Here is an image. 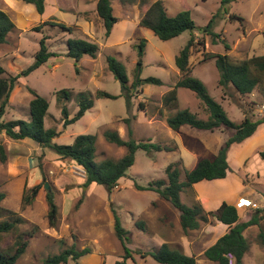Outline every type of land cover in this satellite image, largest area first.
I'll return each mask as SVG.
<instances>
[{"label":"rangeland","instance_id":"374dc122","mask_svg":"<svg viewBox=\"0 0 264 264\" xmlns=\"http://www.w3.org/2000/svg\"><path fill=\"white\" fill-rule=\"evenodd\" d=\"M46 1V13L39 14L33 4L23 0H0V8L8 11L16 25V29L8 35V42L0 45V65L6 68L5 75L17 74L34 62L40 39L44 35L49 37L47 43L50 51L56 53L39 68L19 78L2 119L30 120L33 95L29 88H32L50 103L45 126L55 127L61 132L54 139L56 143L70 144L78 134H96V159H119L125 154L126 148L107 141L104 132L116 129L121 137L128 139L131 136L130 126L132 138L137 141L150 139L173 149L149 154L139 148L135 163L119 180L118 186L109 191L102 184L86 186L83 181L85 176L75 168L76 163L61 158L50 147L40 146L31 138L11 139L0 130V145L4 146L7 155L5 162L0 160V186L6 192L1 206L21 214L28 221V224L20 227V231H28L32 225L38 227L26 252L16 264H42L49 255L71 247L91 249L90 253L78 258L79 264H115L123 254L114 230L115 212L128 230L127 244L134 251H156L167 242L172 248L194 254L197 264H218L204 255V250L223 232L215 219L186 233L181 227L178 208L162 199L157 192L141 190L136 185L147 187L152 181L165 178V168L171 162L181 160L182 166L192 169L191 152H196L198 159L218 153L234 132L225 127L206 130L189 125L175 131L167 124L169 116L186 108L198 113L201 118L208 117L203 102L188 88H178V98L173 104L165 102V95L180 78L175 58L193 36L197 44L190 58L192 74L204 82L209 93L223 105L230 119L240 123L246 114L252 119L264 117V93L257 89L252 94L241 95L231 85L221 86L215 59L206 58L208 53H228L238 61L264 55V0H231L224 5L222 0H163L169 15L174 16L183 9H189L195 23L194 29L169 40H163L151 29L139 25L145 12V8L139 4L122 8L114 0V13L119 20L113 33L107 37L101 18L96 19L89 29L85 18L76 11L56 9L55 4L62 0ZM232 15L240 18H231ZM51 18L68 26H77L72 33L50 25L43 26L41 31L33 30L43 21H51ZM89 18L92 15L89 14ZM211 20V31L217 33L216 36L203 31ZM70 37L97 42L100 46L98 57L84 55L77 62L67 54L66 40ZM142 38L146 39V44L140 55ZM109 55L125 65L129 87L138 77L142 80L156 77L162 82H143L136 91L132 88L133 94L129 100L121 82L108 68ZM64 88L73 90L70 101L60 99L58 95ZM98 90L117 97L97 98ZM81 91L86 93L87 98L94 100V106L79 120L65 126L62 105L67 104L69 117L74 116L80 108L78 93ZM127 117L131 119L129 124L124 120ZM261 150H264V123L251 137L233 144L229 149L230 173L226 177L195 183L193 190L182 193V201L193 204L197 200L206 209L205 203L216 201L221 195L228 194L235 198L237 190L245 182L262 192L264 158L259 155ZM252 181L257 185H251ZM37 184L41 185L42 194L48 188L47 184L48 190L54 193L59 206V221L55 227L50 225L46 207L41 200L36 199L29 205L23 203V194L29 193ZM79 200L81 202L77 206ZM250 201L257 205L238 210L243 220L250 219L257 209L264 208L259 199ZM138 221L144 223V228L137 225ZM262 232L264 210L259 213V224L245 230L250 248L243 258V264H264ZM13 240L12 235H7L0 241V246L12 245ZM129 262L160 264L152 256L142 257L137 252L134 253V261ZM68 264L76 262L70 258ZM231 264H235V261L232 260Z\"/></svg>","mask_w":264,"mask_h":264},{"label":"trees","instance_id":"16d2710c","mask_svg":"<svg viewBox=\"0 0 264 264\" xmlns=\"http://www.w3.org/2000/svg\"><path fill=\"white\" fill-rule=\"evenodd\" d=\"M26 3L33 4L38 13L43 14L46 10V0H23ZM184 1V0H183ZM231 0H222V4H226ZM114 0H98L97 13L103 20L106 36H110L114 25L119 20L115 15L113 6ZM117 3L122 8H127L132 5L139 4L145 8V12L139 22L140 26L151 29L159 38L163 40L172 39L186 30H192L195 27L194 20L191 17L189 9H183L176 15L171 16L167 12L163 0H117ZM231 18H240L232 15ZM51 21H43L35 26L33 30L41 31L43 26H58L64 32L72 33L77 25L68 26L63 22L50 19ZM212 20L203 31L216 36L217 33L211 31ZM16 29L14 21L9 14L0 8V45L8 42V35ZM44 35L40 39V46L35 53V60L28 67L17 74L5 75L6 68L0 65V130H3L6 135L14 140H23L31 138L40 146L50 147L56 151L61 158L69 159L81 166L86 171V177L83 179L86 186L92 184H102L109 191L115 189L119 184V180L126 175L127 170L135 163L136 151L139 148L144 149L149 154L159 151H170L168 145L154 143L150 139L137 141L132 138V130L129 128L128 139L120 136L118 130L107 129L104 132V137L107 141L118 146L126 148L125 154L119 159L104 158L97 160V135L96 134H78L72 143L59 144L54 142V139L61 134L55 127H46L45 118L48 115L50 103L48 99L36 90L29 88L33 97L30 101V120L13 119L4 121L3 115L6 112L10 96L15 86L18 85L21 76H27L32 71L46 63L49 58L56 55L50 51L47 39ZM67 54L79 62L84 55H89L92 58H97L100 51V46L97 42L84 38L70 37L66 40ZM146 39L142 38L139 44V54L142 55ZM195 44L196 37H192L188 43L180 50L175 58L176 66L180 71V78L175 83L174 87L165 95L166 103H174L178 98V88H188L195 92L197 97L203 102L208 111L207 118H201L198 113L186 108L179 110L172 116L167 118V124L175 131H180L184 125H189L198 129L214 130L216 128H231L233 134L228 138L225 144L220 148L218 153L210 156L200 157L196 165L192 169H187L182 166L181 160L169 163L165 168L166 177L152 181L147 187L136 185L138 189L153 190L159 196L172 203L180 210V223L184 232L188 233L192 230L199 229L202 224L210 223L213 219L227 224L230 229L224 235L219 237L217 241L204 251V255L209 260L215 261L218 264H231L234 260L235 264H243V258L250 248V242L245 235V230L252 225L259 224V213L264 208L257 209L252 217L247 221H240V216L237 207L227 201L216 210L207 211L202 204L195 200L193 204H186L182 201V193L187 190H193L194 184L202 180H212L226 177L230 171L228 161V152L233 144L243 142L251 137L264 123V117L252 119L250 115H245V118L240 123H235L228 116L223 105L217 101L208 91L204 82L192 74V66L190 58ZM228 48V46H227ZM215 59V64L220 72L219 83L225 87L233 86L241 95L252 94L255 90L264 93V55L252 56L245 60H234L228 53L212 54L208 53L206 58ZM108 68L115 74L116 78L121 82L123 90L130 100L133 90L143 82L161 83L162 81L156 77H147L142 80L138 77L131 87H129V79L126 73L125 65L116 57L107 56ZM142 86V85H141ZM133 88V90H132ZM60 99L65 98L66 101L72 99L73 90L64 88L58 94ZM79 110L72 117H69L67 104L62 105V114L64 115V125L67 126L83 117L87 110L94 106V100L87 98L85 92L78 93ZM97 98L105 96L115 98L107 91L98 90ZM249 111H252L250 109ZM127 124L130 123V117L124 119ZM261 158H264V150L259 152ZM0 160L5 162L7 155L3 145H0ZM41 185L33 186L29 193L25 192L22 196L23 203L29 205L34 200H41L47 211V217L51 226L55 227L59 221V206L55 201L54 193L48 188L44 194L41 193ZM6 198V192L0 186V241L7 235L13 236L12 245L0 246V264H16L18 259L26 252L31 239L38 231L36 225H32L28 231H20V227L28 224V221L21 215L10 208L1 206L2 201ZM81 200L78 201L77 206ZM137 225L144 228V223L137 222ZM114 230L118 240L121 243L123 254L116 260L115 264H130V260L134 261V253H140L142 257L150 255L160 264H197V259L194 255H189L178 248H172L169 243L164 242L156 251L143 252L141 250L134 251L128 246V230L123 226L120 216L114 214ZM261 237L264 242V232ZM89 247L78 249L75 247L65 248L59 253L49 255L42 264H68L70 258L74 259L76 264L81 255L90 253Z\"/></svg>","mask_w":264,"mask_h":264},{"label":"crops","instance_id":"0c3cea01","mask_svg":"<svg viewBox=\"0 0 264 264\" xmlns=\"http://www.w3.org/2000/svg\"><path fill=\"white\" fill-rule=\"evenodd\" d=\"M68 1H69V3H67ZM97 2H98V0H77V1H75V0H73V1L72 0H66V1L62 0L61 2H57L55 5H56V9L58 11H64V10H67V11H70V10L76 11V13L79 16L81 15L82 18H85L86 23H87L86 24L87 28L91 29V27L94 25V22L96 21V19H100V16L97 13ZM46 10H47V6H46ZM46 10H45V12L43 14L46 13ZM6 12L8 13V11H6ZM89 14L92 15V18H89ZM83 15H88V16L85 17ZM112 33H113V30H112L111 34ZM25 139H27V138H25ZM191 153L193 154L192 167H194L196 165L197 161H198V158L196 156V152L193 151ZM229 173L230 172H228V174ZM257 180H259V177H258ZM254 181L256 182V180H254ZM254 181H252V184L251 185L256 186L257 184H254ZM196 184H198V183H196ZM196 184H195V186H196ZM236 195L237 196H235V198H232V195H228V194L227 195H221L222 197L221 198H217L216 201H212V202H209L207 204L205 203L206 209H208V210H216L222 204L223 201H227L229 203L234 204L239 211H240V208L242 210L243 209L247 210V209H249V207H247L246 205H243L242 203H240V198H243V197H245L247 199H250V200H253V201L256 200V199H259V201L262 202L263 205H264V190L262 192H259L258 190L250 187L249 186V182L247 184L245 182L242 186H240L239 189L237 190ZM239 216H240V219H239L240 221H246V220L249 219V218L244 219V220L241 219L240 213H239ZM216 222L218 223V227H220L223 230L221 236L224 235L226 232L229 231L230 227L227 224H224V223H222L220 221H216ZM221 236H219V237H221ZM217 239L215 240V242L217 241ZM189 255H194V254H189Z\"/></svg>","mask_w":264,"mask_h":264},{"label":"built area","instance_id":"2783aa9c","mask_svg":"<svg viewBox=\"0 0 264 264\" xmlns=\"http://www.w3.org/2000/svg\"><path fill=\"white\" fill-rule=\"evenodd\" d=\"M75 168L86 177V171L84 168H82L81 166H79L77 164L75 165ZM240 203H242L243 205H246L247 207L257 205L255 202H252L247 198H240Z\"/></svg>","mask_w":264,"mask_h":264},{"label":"water","instance_id":"95a60500","mask_svg":"<svg viewBox=\"0 0 264 264\" xmlns=\"http://www.w3.org/2000/svg\"><path fill=\"white\" fill-rule=\"evenodd\" d=\"M47 187L49 188V185L47 184Z\"/></svg>","mask_w":264,"mask_h":264}]
</instances>
